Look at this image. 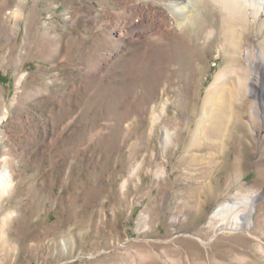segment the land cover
Returning a JSON list of instances; mask_svg holds the SVG:
<instances>
[{
  "label": "rangeland",
  "instance_id": "1",
  "mask_svg": "<svg viewBox=\"0 0 264 264\" xmlns=\"http://www.w3.org/2000/svg\"><path fill=\"white\" fill-rule=\"evenodd\" d=\"M158 1L0 0V160L10 182L0 264L264 263V108L249 89L264 72V24L239 61L225 59L218 18L189 0L162 10ZM139 22L161 38L131 35ZM226 64L246 72L236 109L246 134L194 139L206 86ZM190 107L182 141L200 145L179 150L197 163L178 165L162 133L180 129ZM235 176L242 191L262 192L250 234L217 233L211 217Z\"/></svg>",
  "mask_w": 264,
  "mask_h": 264
},
{
  "label": "bare ground",
  "instance_id": "2",
  "mask_svg": "<svg viewBox=\"0 0 264 264\" xmlns=\"http://www.w3.org/2000/svg\"><path fill=\"white\" fill-rule=\"evenodd\" d=\"M168 1L169 0H159L158 5L159 4L160 5L157 6V8L162 10L163 5L166 8L167 6L165 5H168L167 3ZM189 3L191 7H196L197 9L200 7L202 10L206 12V13L202 12L204 13L203 14L204 19L207 16H209V14H212L213 16L218 18L219 23L216 24L221 25V28L223 29L222 32L224 33L223 38H224L225 59L226 57L232 58L233 57L232 53L236 52L237 55L233 58L239 61L240 59L239 54L241 52L240 48L243 46L248 48L251 42H255L258 39V33L254 31L253 27L261 23L264 24V18H262L264 17L263 16L264 0H189ZM180 7H182V10L186 8V6H180ZM174 13L175 12H173L172 14ZM257 14L260 15L258 18H252L254 15ZM154 25H156V23ZM153 28L154 26L152 25L145 26L142 22H139V23L129 24L128 31L131 35L144 36L149 41L151 39L155 40L157 38H161L160 35L162 34L158 35L159 32L158 30H157L158 32H152ZM116 32L122 36L121 29L117 30ZM190 41L192 42V40ZM197 44L195 45L197 46ZM204 44L206 45V42ZM196 49L199 50L198 46ZM228 52L230 54H228ZM244 53L247 52L244 51L242 54ZM261 54H262L261 52H257L256 55L257 57L258 56L260 57ZM193 55L197 57V58L194 57V59L198 60L199 62H202L203 60L202 56L198 55V53L195 54L193 53ZM259 57L255 61L257 63H255L254 65L255 67H257V69H258V65L262 64L263 62ZM195 68L198 69V66L197 67L195 66ZM230 68L231 67L228 64L220 67L218 70H216L211 81L206 86L205 97L203 99V105H202L203 110H205L204 112L205 116L201 115L200 118L197 120V122L194 124L195 128H193V130L191 131V136L194 139L201 138V141L202 140L213 141L211 137L215 136L216 139V135H219L218 138L222 136H226L231 140L233 136H235L234 135L235 133H237L236 136L238 137L246 134V130L240 118L241 116L239 113V110L244 108L243 107L244 104L240 100L242 99L241 94L244 88V84L246 82V75H245L246 72L243 69V67H241L239 70L237 68L234 69L232 68L230 69ZM229 70L233 72V75L226 77ZM249 84H250L249 89L251 91L255 89V91L258 90L261 93V95H259L257 98L258 99L257 102L259 106H263L264 108V72L259 81L251 80L249 81ZM238 108L239 110L236 113V109ZM6 112L7 111L4 108L2 114H0V123L5 118ZM185 113L187 114L188 119H185L184 122L183 120L181 121V124L183 122V126L180 129H178L177 131H170L168 128H164L162 133V144L165 148H167V146L170 143H173L174 146H177V148H174V150L176 153H179L180 162L178 161L179 162L178 165L186 161L192 164L197 159V156L195 154H190L189 160L187 159L188 156L186 154H183L181 158H180V154L184 150L190 151V149H193L195 146L200 145L199 144L200 140L199 141L197 140L195 142L192 141L187 142V145H185V143L182 141V138L186 136L187 129L194 122L193 107L188 108L185 111ZM207 118L209 120H207ZM261 122L264 124V121L261 120ZM228 145L225 146L224 143L225 146L224 148H226ZM183 146L184 149H181L180 152L179 149ZM222 147H223L222 144L219 143L215 144V148H217L218 151ZM193 156L196 158H194ZM0 161H1V168H0V197H1L8 191V188L10 187V182H9V173L6 169V158L2 157ZM195 163H197V160L195 161ZM204 166L206 167V164ZM227 187H228L227 188L228 191L225 200L219 203L211 212V217L219 220L216 232L218 233L224 230L230 232L245 231L246 233L250 234L251 229L253 228V220H254L253 215L255 213L256 203L262 197V192L256 190L248 191V192L242 191L241 185L238 184L236 176L232 180L231 184L228 183ZM196 191L197 190H195V194L198 193ZM5 234H3L2 236L4 237ZM1 241L2 242L0 246L2 248L6 247V249L3 251L2 254L0 253V258L3 259L4 257H6V259L4 260H7L10 254L7 245L8 241L6 238L2 239ZM233 264H264V263L255 262L254 260L250 259L249 261L237 260Z\"/></svg>",
  "mask_w": 264,
  "mask_h": 264
}]
</instances>
